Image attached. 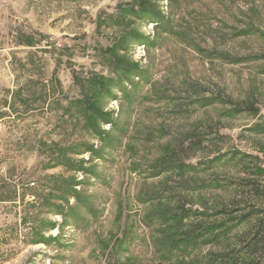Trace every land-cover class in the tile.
I'll list each match as a JSON object with an SVG mask.
<instances>
[{
  "label": "rangeland",
  "instance_id": "374dc122",
  "mask_svg": "<svg viewBox=\"0 0 264 264\" xmlns=\"http://www.w3.org/2000/svg\"><path fill=\"white\" fill-rule=\"evenodd\" d=\"M263 148L264 0H0V264H209Z\"/></svg>",
  "mask_w": 264,
  "mask_h": 264
},
{
  "label": "trees",
  "instance_id": "16d2710c",
  "mask_svg": "<svg viewBox=\"0 0 264 264\" xmlns=\"http://www.w3.org/2000/svg\"><path fill=\"white\" fill-rule=\"evenodd\" d=\"M100 80L102 85L106 84L105 79ZM93 114L89 120L92 127L99 118L108 122L105 115ZM262 151L264 153V148ZM259 161L252 154L240 152L234 153L228 161L237 173L231 184L235 190L217 215L222 216L223 221L233 217L232 221L245 229L233 236L228 245L222 246L221 251L209 254V264H264V165ZM218 229L221 230L218 236L226 239L229 228L221 224Z\"/></svg>",
  "mask_w": 264,
  "mask_h": 264
}]
</instances>
